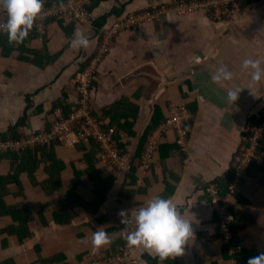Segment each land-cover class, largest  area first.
Masks as SVG:
<instances>
[{
	"label": "crops",
	"instance_id": "0c3cea01",
	"mask_svg": "<svg viewBox=\"0 0 264 264\" xmlns=\"http://www.w3.org/2000/svg\"><path fill=\"white\" fill-rule=\"evenodd\" d=\"M191 1L101 0L91 10L89 22L74 25L65 18L48 21L42 28L44 32L32 28L22 45L9 43L7 36L0 38V133L8 132L27 115L25 124H21L22 135L9 138L21 139L27 132L49 129L56 111L67 114L75 107L76 77L96 52L99 26L130 13L156 10L158 16L152 22L122 32L114 40L99 64L91 110H104L113 104L138 107L136 135L125 138L129 141V161L157 107L159 122L152 128L145 149L174 108L185 105L190 126L187 150L176 146L174 129L164 131L157 139L147 169L139 167L138 159L134 160L138 164L134 183L127 176L128 169H120L99 209L93 212L77 206L68 225L58 224L53 218L60 206L58 197L74 183L71 170H63L64 187L52 195H46L30 182L26 173L22 174L27 196L10 193L6 200L9 204L26 202L34 216L29 224L32 236L20 242L16 235L2 233L14 220L9 215L1 216L0 264H90L100 255L120 249L126 232V225L120 223V210H128L129 219L133 210L153 195L170 198L183 217L192 220L193 237L184 246L183 254L163 261L135 248V264H240L225 257L226 242L206 189L232 173L236 155L243 145H249L245 141L248 126L257 125L252 118H258L264 110V78L252 82L250 73L241 66L244 58H253L264 69V0L244 4L232 19L224 22L215 21L204 12L178 14L173 10L177 3ZM114 10L121 12L115 14ZM77 30L88 37L87 47L70 46ZM44 42L46 57H35L34 52L40 54ZM220 64L226 65L232 78L213 82L211 76ZM237 87L242 90L229 107L225 93ZM56 149L60 156L77 152V147L61 144ZM105 164L102 160L101 165ZM261 164L259 159L255 167L248 169L237 195L231 199L235 224L240 226L236 233L242 248L241 264L264 252V169L258 168ZM0 165V173H7L10 160H2ZM105 167L104 174L108 175L111 168ZM38 174L41 181L45 175ZM87 178L82 176L78 192L91 200L96 198V192ZM18 189L12 187L14 192ZM97 230L108 234L109 243L93 252L91 236ZM50 258L55 261L46 263Z\"/></svg>",
	"mask_w": 264,
	"mask_h": 264
},
{
	"label": "built area",
	"instance_id": "2783aa9c",
	"mask_svg": "<svg viewBox=\"0 0 264 264\" xmlns=\"http://www.w3.org/2000/svg\"><path fill=\"white\" fill-rule=\"evenodd\" d=\"M252 1L258 0H194L177 3L173 7V10L178 14L204 12L211 19L224 22L232 19L244 4ZM88 4L89 0H65L63 3H51V0H44L41 14L36 17L33 26L43 32L42 28L49 19L65 18L76 23L89 22L92 17L87 9ZM157 16L158 11L144 10L108 21L99 31L98 46L89 64L77 74V102L71 112L65 114L62 111H56L55 118L51 122L49 129L27 132L25 137L21 139L0 140V147L7 148L10 145L22 148L50 143L52 140L57 139L60 140L61 145L75 148L80 140L89 142V137L93 135L102 143L100 156L105 163L113 164L118 169H129L130 165L126 157L111 142V131L104 129V122L95 117L91 110L94 82L97 78L99 64L110 52L117 36L122 32L134 30L142 24L152 22ZM0 18H3L2 13H0ZM188 119L189 113L185 105L174 108L172 114L160 125L159 134L154 133L153 137L149 140L140 158V166L145 169L149 167L157 146V139L168 129L175 130V141L183 150H187L186 143L190 133ZM78 124L79 128H77ZM263 130L264 123L260 126L250 123L248 126V137L245 136V141L249 145H243L235 157L232 169L233 181L229 184L225 195L221 193L220 188L215 183L209 185L207 188L211 197V208L217 217V226L226 243L232 238L231 226L235 220L231 209V199L235 197L237 189L240 186V180L250 167L259 144V139L262 136L261 133L264 132ZM129 219H132V213ZM133 228L134 224H129L126 233ZM125 236V243L116 254L93 259L90 261V264H135L136 261L132 257L134 249L127 246ZM241 251V246L235 245L230 249L229 256L232 258Z\"/></svg>",
	"mask_w": 264,
	"mask_h": 264
},
{
	"label": "trees",
	"instance_id": "16d2710c",
	"mask_svg": "<svg viewBox=\"0 0 264 264\" xmlns=\"http://www.w3.org/2000/svg\"><path fill=\"white\" fill-rule=\"evenodd\" d=\"M100 1L101 0H90V3L92 5L89 6L88 4V11L91 12L93 7H95V5ZM54 2L63 3L65 2V0H51V3ZM120 12L121 10H114L115 14H120ZM51 20L55 19H49L46 22ZM72 23H74L75 25L76 22ZM98 25L101 24L99 23ZM101 26H99L100 29H98V32L101 30ZM32 28L36 31L35 26H33ZM5 36H7L6 33H0V38H3ZM20 51L22 53L24 49L21 48ZM46 51L47 43L44 42V47L41 51L39 50L40 54L34 52V55L35 57H46ZM67 110V112H69L70 108H67ZM158 111L159 109L157 107L156 115L153 117L151 124L147 126L144 133H142L140 137L139 146L134 153L133 159L131 161L127 160L128 162H130V168L126 171L127 176L133 183L136 181L137 178L136 173L138 170V164L140 167L139 158L145 149L149 134L152 128L159 122L157 118ZM137 113L138 107L133 104L122 106L121 104H113L106 107L104 110L93 111L94 116L98 117L100 121H107V123L104 122L103 127L106 131H111V142L117 146L119 152L125 157H127V155L129 154V148L127 145L129 141H126L125 138L136 135L135 125L137 120ZM27 118L28 116L25 115L24 117H22L21 120L18 121V123H16V125L10 128L8 132L0 133V140L9 141V138H16L22 135V133L20 132L21 124H25ZM252 121H254V123H257V125L263 123L264 110L258 118H252ZM77 128H79V124L77 125ZM60 144V140L54 139L50 143L22 147L24 148L22 150L21 147H19L20 149L17 148L16 150V148L10 145L7 148L0 147V163L2 160L5 159L10 160L8 172L0 173V217L9 215L14 220V224L4 230L2 233L16 235L19 238L20 242H23L25 239L32 236L29 224L32 220H34V216L30 211L29 207L27 206L26 202L22 201L15 202L14 204H9L6 200V196H8L10 193H13L17 196H27V190L23 186V182L21 179V175L24 173L27 174L30 182L33 185H38L41 190L45 192L46 195H52L57 190H60L62 189V187H64V184L62 182L63 170L66 168H69L71 170L73 174L74 183L72 187L66 189L65 192L58 197V202L60 206L58 208V211L54 213L53 218L56 223L61 225H68L69 223H71V221L76 215L75 208L77 206H82L90 211L95 212L106 200L107 193L111 186L114 184L120 169H118L113 164L107 162L105 165L111 168V171L108 175L104 174L106 167L105 165H101V161L103 159L100 154V157L97 156V154L101 153L102 151L101 141L91 135L89 137V142L80 140V142L76 144L77 152L75 154L69 153L68 155H65L64 153V155L61 156L58 155L56 149V147ZM176 146L179 147L180 145L176 142ZM136 159H138V164L134 163V160ZM259 159H262V164L258 168L264 169V133L259 139V144L256 148L255 156L251 161L249 170L255 167ZM81 161L85 162L86 164H82ZM38 172H42V175H45L41 181L38 179ZM82 176H88V183L90 185L92 184L91 186L96 192V198L88 200L78 192V184L81 183ZM232 181L233 176L232 173H230L225 178L215 182V184L220 188L221 193L225 195L228 190V186ZM13 186H17V188H19L18 191L14 192L12 190ZM120 193L124 195L123 191H121ZM207 193L209 195L211 204L210 194L208 191ZM47 223L48 222L46 221L44 222L45 225ZM125 225V231H127L129 224ZM239 228L240 226L236 225L234 220L231 226L232 238L228 243L225 244V257H227V259L233 258L235 261L241 264V259L243 258V255L241 253L242 251L240 253L235 254L232 258L229 256L230 249L233 246L238 245V237L236 232ZM124 243L125 241L123 236V243L121 244V247L124 245ZM118 250L119 249L107 252V254H105L104 256L114 255L118 252ZM100 256L104 257L103 255ZM53 261H55V258H50L46 260V263H52Z\"/></svg>",
	"mask_w": 264,
	"mask_h": 264
},
{
	"label": "clouds",
	"instance_id": "9594fccd",
	"mask_svg": "<svg viewBox=\"0 0 264 264\" xmlns=\"http://www.w3.org/2000/svg\"><path fill=\"white\" fill-rule=\"evenodd\" d=\"M44 0H0V33H6L9 43H20L32 29L34 21L41 14ZM141 12V11H140ZM88 37L77 30L69 41L72 48L87 47ZM243 69L250 73L252 82L264 78V69L260 61L244 58L241 62ZM232 78V72L226 65L220 64L211 79L213 82L227 81ZM241 88H229L225 100L229 107L238 99ZM128 210H120L121 224H134V228L126 233V244L130 248H140L159 261L173 258L184 253V246L193 237L192 220L183 217L176 204L167 197L153 195L147 202L132 212V219H127ZM109 243L108 234L103 230L92 233V251ZM247 264H264V252L249 257Z\"/></svg>",
	"mask_w": 264,
	"mask_h": 264
},
{
	"label": "rangeland",
	"instance_id": "374dc122",
	"mask_svg": "<svg viewBox=\"0 0 264 264\" xmlns=\"http://www.w3.org/2000/svg\"><path fill=\"white\" fill-rule=\"evenodd\" d=\"M104 122H106L107 123V121L105 120Z\"/></svg>",
	"mask_w": 264,
	"mask_h": 264
}]
</instances>
